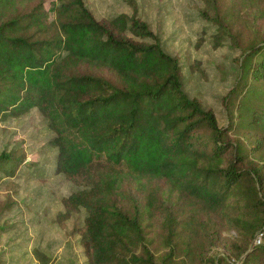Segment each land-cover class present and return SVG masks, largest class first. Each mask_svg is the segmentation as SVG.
I'll return each mask as SVG.
<instances>
[{
    "label": "trees",
    "instance_id": "trees-1",
    "mask_svg": "<svg viewBox=\"0 0 264 264\" xmlns=\"http://www.w3.org/2000/svg\"><path fill=\"white\" fill-rule=\"evenodd\" d=\"M127 1L100 20L86 0H0V120L45 119L55 171L79 186L57 217L85 209L88 264H264V37L241 52L222 126ZM25 161L3 151L0 180ZM220 224L235 230L223 256Z\"/></svg>",
    "mask_w": 264,
    "mask_h": 264
},
{
    "label": "rangeland",
    "instance_id": "rangeland-1",
    "mask_svg": "<svg viewBox=\"0 0 264 264\" xmlns=\"http://www.w3.org/2000/svg\"><path fill=\"white\" fill-rule=\"evenodd\" d=\"M52 1L48 0V8ZM136 1L139 16L158 34L162 48L179 58L184 89L203 108L213 109L220 125H227L231 105L227 109L224 100L237 81L241 52L264 37V0H216L217 14L206 0ZM86 2L100 20L132 12L127 0ZM223 25L231 35L218 46L215 35ZM52 136L37 110L0 120V154L15 151L26 157L14 176L0 180V226L8 227L0 238V264H88L80 235L74 231L83 225L85 209L67 220L57 217L63 198L79 186L55 171ZM235 136L245 139L243 131ZM218 225L212 221L206 229L215 231ZM222 225V243L212 249L220 256L230 251L235 234ZM192 234L189 228L183 238Z\"/></svg>",
    "mask_w": 264,
    "mask_h": 264
},
{
    "label": "built area",
    "instance_id": "built-area-1",
    "mask_svg": "<svg viewBox=\"0 0 264 264\" xmlns=\"http://www.w3.org/2000/svg\"><path fill=\"white\" fill-rule=\"evenodd\" d=\"M262 235H263V233H261V234L258 236L257 243H260V242H261Z\"/></svg>",
    "mask_w": 264,
    "mask_h": 264
}]
</instances>
